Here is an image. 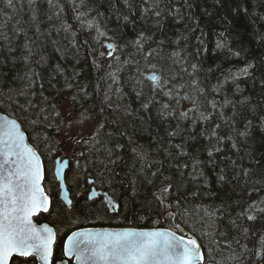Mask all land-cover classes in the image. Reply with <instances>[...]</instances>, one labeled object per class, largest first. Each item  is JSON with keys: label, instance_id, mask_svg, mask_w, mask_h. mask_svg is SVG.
Wrapping results in <instances>:
<instances>
[{"label": "trees", "instance_id": "trees-1", "mask_svg": "<svg viewBox=\"0 0 264 264\" xmlns=\"http://www.w3.org/2000/svg\"><path fill=\"white\" fill-rule=\"evenodd\" d=\"M65 102L75 123L98 121L74 179L93 177L116 213L59 198ZM0 111L41 155L51 205L35 220L56 230L53 259L76 228H173L172 210L202 264H264V0H0Z\"/></svg>", "mask_w": 264, "mask_h": 264}, {"label": "snow or ice", "instance_id": "snow-or-ice-1", "mask_svg": "<svg viewBox=\"0 0 264 264\" xmlns=\"http://www.w3.org/2000/svg\"><path fill=\"white\" fill-rule=\"evenodd\" d=\"M242 71L246 72V69ZM152 79L156 80L157 77L153 75ZM9 124L3 133L7 139L0 140V151L6 155H16L18 159L5 174H0V264H10L16 257L39 259L43 264H52V246L56 236L47 225L37 229L31 220L41 209L49 211L44 206L48 197L39 184L40 163L31 149H27L26 160L20 155L23 134L15 121ZM7 165L8 161L5 160L0 164V169ZM168 190V185L162 189L165 193ZM164 199L161 197L162 202ZM253 218L248 217L250 220ZM202 247L196 239H177L170 233L125 231L111 234L104 242L93 233L81 231L73 232L64 242L63 255L74 256L80 264H96L97 260L105 261V264L116 261H120V264H202L207 260L201 254ZM256 254L264 255L260 249Z\"/></svg>", "mask_w": 264, "mask_h": 264}, {"label": "water", "instance_id": "water-1", "mask_svg": "<svg viewBox=\"0 0 264 264\" xmlns=\"http://www.w3.org/2000/svg\"><path fill=\"white\" fill-rule=\"evenodd\" d=\"M103 47H104L107 55L109 52L112 53L113 44L111 42H105ZM108 56H110V55H108ZM153 75H155L158 78V74L155 71L148 72L147 78L152 82H156L157 79L156 80L152 79ZM11 121H15L16 127L23 134V139L21 141V147L19 149L20 155L26 160L27 159V149H31L33 152H35V154L39 160L40 177H41L39 180V184H40L41 188L43 189L44 195L48 197V201L44 202V206L50 208L51 198H50V195L46 192L45 187H44V165H43L41 155L39 154L38 150L30 143V141L26 135V132L22 128L20 122L16 118L9 116L8 114L3 113L1 111H0V140H6L7 139V137L4 136L3 133L7 131V128L10 126L9 122H11ZM0 147H2V146H0ZM17 159H18V157L16 155H6L4 151H0V164H3L5 160L8 161V165L5 168L0 169V174H5L7 172L8 167H13L14 162H16ZM69 162H70V160L68 157L57 156L55 158L54 168H53V174H54L55 180L57 181V183L59 185V198L62 200V202L65 205H68V206L71 205V202H72V200L70 198V193H69V190L67 187V183H66V176H65L66 171L69 167ZM96 193H102L103 194L104 200L108 204L109 208H111V203L114 204L115 206H117V204L112 200V198L108 195L107 192L96 191L94 187L91 190L90 197L92 198L93 196L96 195ZM158 197L161 200L160 191L158 192ZM161 202H162V200H161ZM162 204L164 206V209L170 206L164 200H163ZM40 213H46V212H44L41 209L38 213L34 214L31 217L32 223L37 227V229H39L41 225H47L49 228H51L53 230L55 236L57 237L56 230L52 225H50L48 222L38 223L35 220V217L38 216ZM170 213L173 216L172 217L173 228H166V227L141 228V227H133V226H111V225H90V226H84V227L76 228V229L72 230L70 233H68L66 235V237L64 238L63 250H64V242L67 241L68 237L73 232H81V231H87V232L93 233V234L99 236L104 242H106L108 237H110L111 234H113V233H122L125 231H134V232H144V233H148V232L170 233L173 236H175L177 239L180 237H184L185 240L192 238V239H196L197 242L199 244H201L196 236H194L189 231L182 228L180 225H178L175 222L174 211L170 210ZM55 242H56V239H55ZM55 242L53 243V246H52L53 251H54ZM201 254L204 255L202 248H201ZM68 259H71L73 264H80V262H78L74 256H65L64 260L57 261L54 264H68ZM10 264H11V262H10ZM36 264H43V262L40 261L39 259H36ZM96 264H105V261L97 260ZM114 264H120V261H116V262H114Z\"/></svg>", "mask_w": 264, "mask_h": 264}, {"label": "rangeland", "instance_id": "rangeland-1", "mask_svg": "<svg viewBox=\"0 0 264 264\" xmlns=\"http://www.w3.org/2000/svg\"><path fill=\"white\" fill-rule=\"evenodd\" d=\"M104 52L105 49H103ZM69 103L65 102V120H64V126L59 130V135L57 137L58 139V144L59 147L62 148V152L66 155V157H68L69 159H73L75 160L76 158V147H75V143L77 141H86L87 139H89L90 137H92L98 127V121H91L88 122L86 124H77L75 123V116L72 115L69 111ZM70 175L71 178L73 176L72 173V168L70 169ZM74 179V176H73ZM79 181V182H77ZM76 183H82L83 184V180L81 179H74L72 181L73 186ZM102 209V208H101ZM103 210V209H102ZM82 217H77L76 221L81 220ZM36 264V263H34Z\"/></svg>", "mask_w": 264, "mask_h": 264}, {"label": "flooded vegetation", "instance_id": "flooded-vegetation-1", "mask_svg": "<svg viewBox=\"0 0 264 264\" xmlns=\"http://www.w3.org/2000/svg\"><path fill=\"white\" fill-rule=\"evenodd\" d=\"M53 168H54V164H53ZM70 168H71V165H70V162H69V167H68V169L66 171V175L65 176H67L69 174ZM81 180H83V184L80 183L79 185H77V186H75L73 188L70 187V185L66 181L67 187H68V190H69V193H70V198L72 200L71 205H69V206L66 205V207H68V208L71 207L73 205V199L75 197L80 196V197H83L84 199H86L89 202L96 201V200L102 202L109 213H116L118 211L119 201H118L117 197H114L113 195L109 194L107 190H103L102 188L98 187L96 182H95V179L93 177H88L87 176L86 178H82ZM93 187L95 188L96 191L107 192L108 195L112 198V200L117 204V206H115L114 204L111 203V208H109L108 204L104 200V196H103L102 193H96V195L91 198L90 197V193H91V190H92ZM58 192H59V185H58ZM62 252H63V248H62ZM64 259H65L64 255L60 259H57V260L52 258V264H54L57 261H62ZM69 262H72V260L68 259V264H69Z\"/></svg>", "mask_w": 264, "mask_h": 264}]
</instances>
